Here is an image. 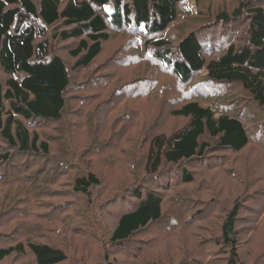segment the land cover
<instances>
[{
    "label": "rangeland",
    "instance_id": "1",
    "mask_svg": "<svg viewBox=\"0 0 264 264\" xmlns=\"http://www.w3.org/2000/svg\"><path fill=\"white\" fill-rule=\"evenodd\" d=\"M239 1L183 0L178 19L154 38L163 36L177 43L203 18L213 20L218 10L230 11ZM253 1L261 2L264 9V0ZM232 20L223 38L218 22L204 26L213 36L208 34L207 58L222 53L226 41L241 32V14ZM62 29L63 24L49 26L48 35ZM143 32L108 26L109 39L99 55L89 66L76 70V58L68 54L74 40L52 43L73 75L72 90L66 92L71 96V111L67 116L63 112L61 122L38 120L29 128L46 133L52 153L62 149L64 162L50 168L44 159L22 156L12 165L20 170L3 173L0 168V247L17 240L49 242L66 252L60 264H178L194 259L214 264L219 259L214 254L217 244L209 243L201 250V239L214 236L238 202L236 229L242 263L264 264V110L240 86L219 85L204 70L187 83L179 82L143 48L147 38ZM82 83L85 86L80 89ZM191 100L218 112L236 113L247 127L249 143L240 151H209L223 158H205L210 164L205 166L193 162L188 169L191 182L177 180L170 164L153 177L145 171L149 142L156 135L170 136L182 129L188 119L173 111ZM88 171L98 175L100 186L88 196L73 192L72 179ZM170 177L176 181L160 193L163 221L138 231L123 246L112 243L109 237L120 207L129 202L132 192L156 190L161 180ZM0 264L35 263L25 250L12 252Z\"/></svg>",
    "mask_w": 264,
    "mask_h": 264
},
{
    "label": "trees",
    "instance_id": "2",
    "mask_svg": "<svg viewBox=\"0 0 264 264\" xmlns=\"http://www.w3.org/2000/svg\"><path fill=\"white\" fill-rule=\"evenodd\" d=\"M182 1L0 0V72L4 75L0 79V142L6 145H0L2 172L20 170L12 165L14 160L15 163L22 160V156L44 159L50 163V168L56 167L54 163L64 162L62 149L57 151L58 156L52 153L51 142L44 137L46 133L42 132L43 136L29 128L38 120L61 122L65 118L63 112L67 116L71 111V96L66 92L72 90L73 75L67 61L53 51L52 43L74 40V47L68 52L71 58H76L74 70L85 68L96 59L103 42L109 39L108 26L118 30L125 27L144 30L147 38L143 39V48L171 70L179 82L187 83L204 70L210 81L222 86H240L257 107L264 110V9L261 2L242 0L230 11L218 10L213 20L203 18L202 24L177 43L169 42L163 36L155 39L154 35L166 31L178 19V5ZM106 7L111 11H105ZM239 14L244 28L234 40L226 41L222 53L207 58L205 45L212 35L204 26L218 22V27L224 31L223 38L229 33L227 24ZM56 24H63L64 29L49 36L47 28ZM174 44L176 47L173 48ZM82 84L80 89L85 86ZM173 113L188 122L170 136L159 134L151 138L145 171L153 177L164 172V166L170 164L171 169L175 168L177 180L191 182L192 171L188 169L193 162L200 161L198 165L205 166L210 165L205 158H223V155L209 151H240L249 143L247 127L236 113L218 112L201 105L198 100L183 103ZM22 164L21 170L26 168ZM42 165L40 169H43ZM175 181L171 177L164 178L156 190L149 189L144 193L140 189L134 190L129 202L120 207L110 241L123 246L138 231L163 221L160 193ZM70 184L73 192L88 196L92 188L100 186V179L88 171L75 176ZM123 192H119L117 198ZM239 211L240 205L236 202L223 217L219 231L201 239V250L209 243L217 244L219 249L214 254L219 259L214 264H243L236 229ZM25 250L29 251L35 264H60L67 258L61 247L49 242L17 240L13 245L0 247V259L12 252L23 254ZM178 264H201V261L194 259Z\"/></svg>",
    "mask_w": 264,
    "mask_h": 264
},
{
    "label": "snow or ice",
    "instance_id": "3",
    "mask_svg": "<svg viewBox=\"0 0 264 264\" xmlns=\"http://www.w3.org/2000/svg\"><path fill=\"white\" fill-rule=\"evenodd\" d=\"M105 11H111V9H109V8L106 7V8H105Z\"/></svg>",
    "mask_w": 264,
    "mask_h": 264
}]
</instances>
